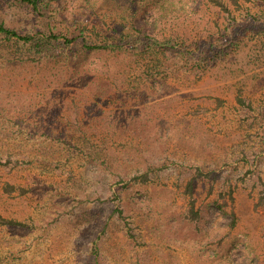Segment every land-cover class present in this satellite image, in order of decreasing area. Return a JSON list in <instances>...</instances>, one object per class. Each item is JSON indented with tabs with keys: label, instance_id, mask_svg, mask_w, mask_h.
<instances>
[{
	"label": "rangeland",
	"instance_id": "rangeland-1",
	"mask_svg": "<svg viewBox=\"0 0 264 264\" xmlns=\"http://www.w3.org/2000/svg\"><path fill=\"white\" fill-rule=\"evenodd\" d=\"M42 2L0 22L161 45L0 46V264H264V32L209 52L213 0Z\"/></svg>",
	"mask_w": 264,
	"mask_h": 264
},
{
	"label": "trees",
	"instance_id": "trees-1",
	"mask_svg": "<svg viewBox=\"0 0 264 264\" xmlns=\"http://www.w3.org/2000/svg\"><path fill=\"white\" fill-rule=\"evenodd\" d=\"M21 4L30 7L35 12L42 11V0H17ZM241 1L250 2L252 0H229L225 2L224 0H213V2L220 6L224 11H226L230 17H228V25L226 31L221 32L218 35L217 40L210 39L207 47L212 52H224L223 50L236 46L237 42L242 37L250 36L255 32L257 34L264 32V15H257L256 13H251L249 11L239 13H233L229 6V2L234 4L237 9L243 8ZM254 1V0H253ZM141 32V31H139ZM126 34L123 33L120 36L105 35L103 40L99 42L87 40L81 36H68L64 33H57L55 31H36L21 33L16 28L9 27L5 23L0 22V46H12L16 50H21V48H29L34 55L38 58L44 57L43 54L46 52H51L56 45L58 46H72L76 43H81L82 46L87 50L95 49H118L123 47L125 44L132 42L136 43L139 48L143 50H148L149 48L161 45L156 37L149 35L147 33H139L133 35L130 38H126ZM213 47V49H212ZM36 58V57H34ZM37 59V58H36ZM233 198V197H232ZM192 207L190 208L191 214L195 217L199 216L198 211H196L194 206V201L192 202ZM233 215V221L231 225L236 222L235 211L231 212ZM120 215H122V210H120ZM4 222L11 224H24L16 219H3Z\"/></svg>",
	"mask_w": 264,
	"mask_h": 264
}]
</instances>
